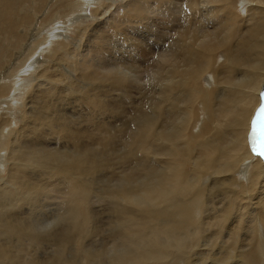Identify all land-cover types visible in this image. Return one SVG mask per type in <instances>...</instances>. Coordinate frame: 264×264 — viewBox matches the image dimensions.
Instances as JSON below:
<instances>
[{
	"label": "bare ground",
	"instance_id": "6f19581e",
	"mask_svg": "<svg viewBox=\"0 0 264 264\" xmlns=\"http://www.w3.org/2000/svg\"><path fill=\"white\" fill-rule=\"evenodd\" d=\"M138 18L153 33L134 32ZM133 39H153L145 91L125 60L148 52ZM262 87L264 0H0V264H264L262 123L251 143ZM134 88L150 112L126 123L117 110ZM81 123L102 132V154ZM121 132L126 151L110 154ZM98 172L115 179L97 186ZM38 191L60 197L53 217L12 214ZM93 198L111 205V229Z\"/></svg>",
	"mask_w": 264,
	"mask_h": 264
},
{
	"label": "rangeland",
	"instance_id": "374dc122",
	"mask_svg": "<svg viewBox=\"0 0 264 264\" xmlns=\"http://www.w3.org/2000/svg\"><path fill=\"white\" fill-rule=\"evenodd\" d=\"M46 14H45V11L44 12H42L41 14H40V16H38V18H43L44 16H45ZM149 18H144V19H140V18H138L137 19V29L136 28H133L134 30V32H136V33H138V31L139 32H144L143 34H146V32L147 31H150V33H153L152 32V30H151V28H150V25H148L147 24V21L146 20H148ZM51 26V25H50ZM49 25H48V27L47 28H49L50 27ZM127 28H129V27H127ZM37 30V29H36ZM40 30L41 29H39V31L38 32H40ZM21 31H22V33H23V31H24V29L23 28H20V29H18V32L19 33H21ZM69 33V32H68ZM70 33H71V39H73V41L74 42H77V43H79V44H81L82 46H83V48H87V47H91L92 46V44H87V42L89 41V40H91V39H87L86 38V36H83V37H78V30L76 29V28H74L72 31H70ZM40 36H43L42 35V33L41 34H39ZM75 37V38H74ZM76 37H78V38H76ZM26 39H29L28 38V36L26 37ZM34 39H39V37L38 36H36ZM166 39V38H165ZM36 40V42H34L35 40H33L31 43L33 44V43H37L38 41ZM120 40H122V39H119V41ZM123 40H125V43H127V41H126V39H123ZM123 40H122V43H124L123 42ZM133 40H138V42H139V44H138V42L137 41H135V46H133L135 49H137V51H138V53L141 51V48H144V49H147L148 50V52H147V54H146V56L144 57V56H136L137 58H135L134 59V57L133 56H130V54H129V52L127 51V49H124V55H125V60L127 61V62H129V61H136L135 62V64L136 65H134V67H136L137 69H139V70H135V72H134V70H132L133 71V73H132V76H130V78L132 79V77L134 78V85L136 86V87H138V84L137 83H139L140 85V88H143L144 89V85H145V88L146 89H144V91L145 90H148L149 89V86H150V84H151V82H149L150 81V78H149V76H151V70H152V68H153V54H151V50H150V44L153 42V39H133ZM125 43H124V45H125ZM136 43H137V46H136ZM142 43H145V44H147V46H145V45H143ZM31 44V45H32ZM143 46H142V45ZM138 47V48H137ZM139 49V50H138ZM126 51L128 52V53H126ZM26 53H28V50L25 52V54ZM24 54V55H25ZM127 55V56H126ZM138 59V60H137ZM139 67V68H138ZM141 70V71H140ZM143 70V71H142ZM128 71V69H126V72ZM132 71H128V72H132ZM137 71V72H136ZM127 72V73H128ZM149 72H150V74H149ZM135 73H136V75H135ZM149 75V76H148ZM144 77V78H143ZM145 79V80H144ZM133 80V79H132ZM149 80V81H148ZM144 82H146V83H144ZM149 82V83H148ZM142 83H144L143 85H142ZM149 84V85H148ZM147 86V87H146ZM99 94H100V92H99V89L98 88H96L95 89ZM264 90V87H262V93L264 92L263 91ZM133 91H135V92H133L132 93V97H129L128 98V100L129 101H124V110H122V109H118L117 111L119 112V116H120V118H122L123 119V121L124 122H126V123H128L129 121L128 120H131L132 118H134L135 119V117H137V116H139L142 112H140V109L141 110H143V109H145L144 111L145 112H150L149 110H150V105L147 103L148 102V95L146 94H142L141 95V92L143 93V91H141L140 92V89L138 90H135V88L133 89ZM138 94V95H137ZM140 96H142L141 98H140ZM143 96H147V97H144V98H146V99H144L143 98ZM101 98L104 100L105 99V97H103V96H101ZM148 98V99H147ZM66 99H67V97L61 102V106H59V109L61 110V109H63V111H64V107H65V102H66ZM134 100V101H133ZM146 100H147V102H146ZM75 99H72L71 100V103L72 104H70V107L71 108H73V109H75L74 110V113L75 112H77V114H76V116H78V117H80V118H82V116H84V111H82L81 109H82V107L81 106H79L80 104H78L77 102L75 103ZM139 101V102H138ZM145 101V102H144ZM129 103V104H128ZM147 103V104H146ZM142 105V106H141ZM147 105V106H146ZM135 106V107H134ZM76 107V108H75ZM147 107H149V110H148V108L146 109ZM83 108L85 109V107L83 106ZM134 108H135V110H134ZM139 108V109H138ZM133 109V110H132ZM120 110V111H119ZM82 111V113H80ZM103 111H105V110H103L102 109V111H99L97 114H95V119H98L99 117H101V118H103L104 119V121H105V116H104V113H103ZM138 111V112H137ZM106 112V111H105ZM120 112H122V113H120ZM138 114H137V113ZM136 113V114H135ZM109 114V113H108ZM131 114V115H130ZM107 115V114H106ZM110 115H113V114H110ZM127 115V116H126ZM134 115H135V117H134ZM133 116V117H132ZM124 117V118H123ZM128 117V118H127ZM107 122H108V120H110L109 122H112L113 121V119L110 117L109 118V115H107ZM130 118V119H129ZM253 119V118H252ZM112 120V121H111ZM264 125V123L261 121L260 122V125H262V124ZM92 124H101V126H103V124L104 123H102L100 120H97V121H94V123H92ZM81 128H84L86 131H88V135L86 136V137H83V138H81V141L84 143V144H86V145H89V146H91L94 150H97V154H102L103 152L101 151L102 149H103V144H101L100 143V141L98 140V138L100 137V135L102 134V132L101 133H98V131H97V127H93V126H91V125H89V124H87V123H81L80 125H79ZM122 133V132H121ZM123 134L124 133H122V134H118V136L115 138V140H114V143H113V149H112V151L110 152V154L114 151V152H117V154L120 156V154H124L125 153V151H126V147H125V145H123L122 144V141L123 142H125V140H124V137H123ZM125 144V143H124ZM121 146V147H120ZM123 146H124V148H123ZM115 147H116V149H115ZM102 148V149H101ZM124 150H123V149ZM120 150V151H119ZM123 151V152H122ZM119 152V153H118ZM113 157V159L115 160V158L116 157H114V156H112ZM115 164V166H117V167H119V171H120V175H122V176H125V173L126 174H129V173H131L130 171H133V173H132V176L134 177V178H136L137 177V179L139 178V179H141L142 177H143V175H144V172H140L139 170L138 171H136V169L134 168L135 167V165H134V163L133 162H128V163H126L125 165H121V164H119L118 162H120L119 160H118V162H117V158H116V160L115 161H113ZM118 163V164H117ZM131 163V164H130ZM133 164V165H132ZM120 165V166H119ZM127 165V166H126ZM132 165V166H131ZM129 166V167H128ZM122 167V168H121ZM134 168V169H133ZM141 173V174H140ZM139 174H140V176H139ZM107 176H109V174L108 173H103V174H101V172H98L97 174H95L94 176H92V175H90L89 176V178L91 179V180H95V182H96V184H97V186H102V184H103V182H105V181H107L106 180V177ZM115 179V176H109V177H107V179L108 180H114ZM40 180V179H39ZM39 180H36L35 181V184H38L39 183ZM52 191H55L54 190V187L52 188ZM36 196L38 197V199H39V202H37V203H34V205H26V204H24V208L23 209H18L17 211H21V213H12L14 216H16V217H18L20 220H23V221H27V222H30L31 220V217L29 216V213H28V210L31 208L32 210H34V211H36V212H38L39 213V219H44L43 221H47V220H45V219H47V218H49V217H53L56 213H57V210H58V208H60V206H59V202H60V197L59 198H57V199H51V198H47L46 196H43V194L41 193V192H36ZM45 199H48L49 201H51V202H49V201H46ZM53 200V201H52ZM55 201H56V203H55ZM41 205L44 207V209L41 207ZM92 207H94V210L96 211V213H98V217H99V219H100V221L102 222V224H103V227L104 228H106L107 227V229L106 230H108V229H111V228H109L110 227V225H109V221H110V219H111V213H110V211H109V209H110V207H111V205L108 203V201L106 200V199H104V200H99V199H97V198H93V200H92V202H91V204H90ZM50 221H52V220H50ZM118 229V227H115V230H117ZM105 236H107L106 234H99L97 237H98V239H96V240H98V242H99V239H100V241L101 242H103V243H99V244H103L104 245V243L106 242V240H108L106 243H108V244H110V239L109 238H107V237H105ZM104 238L106 239V240H104ZM105 241V242H104ZM105 243V247L106 246H108V244H106ZM109 247H111V245H109ZM37 248H35V247H33V249H30L29 251H33L34 252V250H36ZM56 249V247H52L51 248V250H49V248H43V249H41V250H37V251H35V252H37L38 254H36V256L38 257H42V259H45V258H47L48 257V253H49V251H51V252H53L54 250ZM44 252H43V251ZM46 250V251H45ZM44 253V254H43ZM46 253V254H45ZM44 257V258H43Z\"/></svg>",
	"mask_w": 264,
	"mask_h": 264
},
{
	"label": "water",
	"instance_id": "95a60500",
	"mask_svg": "<svg viewBox=\"0 0 264 264\" xmlns=\"http://www.w3.org/2000/svg\"><path fill=\"white\" fill-rule=\"evenodd\" d=\"M261 116H264V97H261V101L260 103L257 105L255 111H254V116L252 119V129H253V136L251 139V143L252 145H254L255 149H260L257 145H256V141H257V137H258V132L261 128V125H259V118ZM259 151V150H258ZM260 155L264 158V152L260 151Z\"/></svg>",
	"mask_w": 264,
	"mask_h": 264
},
{
	"label": "snow or ice",
	"instance_id": "6c2138e0",
	"mask_svg": "<svg viewBox=\"0 0 264 264\" xmlns=\"http://www.w3.org/2000/svg\"><path fill=\"white\" fill-rule=\"evenodd\" d=\"M184 7H187V5L185 4ZM261 95H262V97H264V93H261ZM49 227H51V226L49 225Z\"/></svg>",
	"mask_w": 264,
	"mask_h": 264
}]
</instances>
